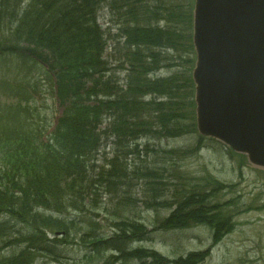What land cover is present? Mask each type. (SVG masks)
Wrapping results in <instances>:
<instances>
[{
    "label": "trees",
    "instance_id": "obj_1",
    "mask_svg": "<svg viewBox=\"0 0 264 264\" xmlns=\"http://www.w3.org/2000/svg\"><path fill=\"white\" fill-rule=\"evenodd\" d=\"M148 1L0 0V22L8 21L7 30L12 34L11 45L0 42V53L11 47L22 56L30 53L42 61L52 60L51 67L58 70V98L65 106L51 132L31 116L23 122L21 111L29 114L23 106L9 116L7 127H1L0 253L7 248L16 250L0 255V264H34L41 255L61 261L65 249L74 245L90 247L96 253L114 250L116 255L105 264L204 261V252L168 260L154 251L129 248L152 234L144 223L127 215L132 206L128 194L132 180L146 185L147 209L158 213V207L168 206L157 200L163 198L167 186L162 167L152 169L143 163L129 170L130 157L137 154L139 158V142L145 139H175L196 133L190 72L188 78L181 77L182 86H190L189 100L188 93H183L182 103L173 100L178 75L151 77L164 68H174L165 65L173 62L166 52L193 55L192 15H184L182 7L166 8ZM106 5L117 16L124 39L122 45L118 42V68L126 72L123 86L114 76H107L110 69L103 59L107 40L98 24V12ZM164 12L167 17H162ZM162 22L176 27L159 28ZM188 61L193 64L192 58ZM149 96L153 100L144 101ZM172 106L190 110L180 117L193 124L164 125L171 120L167 111H172ZM147 111L148 119L144 116ZM151 113L160 125L151 122ZM108 141L110 159L103 153ZM201 142L216 143L199 137ZM100 157L103 165L98 164ZM98 184L114 192L116 209L122 206L125 211L114 213L111 236L99 235L97 227H101L93 222L97 214L91 207L97 204L92 196H97ZM206 200L202 189L189 191L169 217L159 223L155 220L156 230L169 232L196 222L214 229L217 242L233 225L227 214ZM184 205H188L186 213Z\"/></svg>",
    "mask_w": 264,
    "mask_h": 264
},
{
    "label": "rangeland",
    "instance_id": "obj_2",
    "mask_svg": "<svg viewBox=\"0 0 264 264\" xmlns=\"http://www.w3.org/2000/svg\"><path fill=\"white\" fill-rule=\"evenodd\" d=\"M154 2L157 4L162 3L163 7L167 6L166 8L174 7L179 10L182 7L184 15H192L191 4H193V0H154ZM151 4H155L153 0ZM162 17H167V13L164 12ZM116 18V15H111L107 5L98 12V23L108 41L103 59L106 61L108 69L111 70L112 67V75L117 78L116 80H120L122 84L125 71L117 68V65L120 57V55L118 56V41L122 45L123 38H119L118 30L120 27L116 25ZM172 24L165 26L166 23L162 22L158 24V27H176ZM166 55H169L173 62L165 65L171 64L169 66L174 68L171 67V70L164 68V70L157 73L156 77L167 78L178 75L176 82L178 89H176V98H173V100L182 103L183 93H188L189 100L190 86L188 84L186 87L182 86L184 81L182 78H188L189 72L192 70L193 66L188 60L193 55L190 56L185 52L179 54L166 52ZM7 59L5 64L3 60H0V86L4 76H6V80H12L15 78L17 71L15 65L18 64L17 61L11 57H7ZM153 77L155 78V75ZM25 82L29 85V92L33 91L35 97L32 108L35 111H40L42 115L46 114L54 122L59 116L61 108L46 74L40 69L31 68V73L28 74L26 70H23L22 79L15 80L12 83L23 85ZM16 98L2 91L0 92V105L17 101ZM188 111L190 112V110L184 111L179 107L174 108L172 106V111H167L172 116L170 117L171 120L164 122V125L193 124L189 118L182 119L180 117L182 112L184 114ZM147 114L148 111L144 113V116L148 119L149 115ZM150 115L151 122L154 123L155 121L157 123L155 125H160L156 117L153 118V113ZM158 115L160 116V114ZM205 144L207 145L205 146ZM199 145H202V147L197 150ZM147 147L148 151H146ZM111 150L108 141L103 149V153L108 159L112 156ZM139 150L141 151L139 158L137 154V157H130L129 170H133V168H137L143 163H146V167L152 169L162 167V170H164L162 172L165 175L164 181L167 186L164 187L163 198L157 200L165 202L168 206L158 207V213L147 209L144 201L148 198V194L146 196L144 182L142 180H132V184H128V186H131H129L128 194L131 196L132 206L131 211H127V215L141 221L152 231L147 240L133 244L130 250L142 248L148 252L154 251L168 260L185 258L194 253H207L204 261L199 264H264V170L251 166L241 157L231 155L230 151L219 143L205 142L200 144L197 133L175 139L144 140L140 142ZM156 152H160V154L158 153V156H156ZM102 160V157H100L99 165H103ZM154 163H156V166ZM95 187L97 196H92V199L97 204V215L93 216V222L101 227H97L99 235L111 236V222L114 213L117 214L120 211L124 213L125 211L122 206L120 209H116L118 201L115 200L114 192H109L105 187H99L98 185H95ZM198 189H202L205 199H207L206 202L211 207L217 206L223 213L228 215L229 223L233 224V228L226 235L215 242L214 229L196 222L186 227L174 228L169 232L156 230L158 223L169 217L176 209L183 195ZM90 199L91 196L88 200ZM184 207V213H186L188 205H184ZM155 220H158V223H155ZM104 238L108 239L110 237ZM4 252H7V250ZM110 256V252L104 251L91 255L88 249L71 246L65 249V258L62 261L63 264L77 262L80 264H103ZM134 262L130 260L127 264H134ZM35 264L58 263L41 256ZM117 264L124 263L120 261Z\"/></svg>",
    "mask_w": 264,
    "mask_h": 264
},
{
    "label": "water",
    "instance_id": "obj_3",
    "mask_svg": "<svg viewBox=\"0 0 264 264\" xmlns=\"http://www.w3.org/2000/svg\"><path fill=\"white\" fill-rule=\"evenodd\" d=\"M196 126L264 169V0H194Z\"/></svg>",
    "mask_w": 264,
    "mask_h": 264
}]
</instances>
